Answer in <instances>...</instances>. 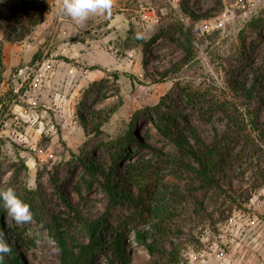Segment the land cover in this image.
Segmentation results:
<instances>
[{
    "label": "rangeland",
    "instance_id": "rangeland-1",
    "mask_svg": "<svg viewBox=\"0 0 264 264\" xmlns=\"http://www.w3.org/2000/svg\"><path fill=\"white\" fill-rule=\"evenodd\" d=\"M185 6L199 18L187 16ZM129 9L127 15L134 17L130 30L121 28L112 32L101 46L77 53L76 58L86 64L68 62V57L60 56L66 63L60 68L54 66V74L37 91H31L25 82L27 75L5 79L8 88L0 85L2 182H10L19 159H23L29 168L28 187L41 189L49 209L56 214L66 216L71 212L52 184V174L58 169L61 192L72 208L90 220L108 212L113 226L124 222L129 207L110 206V198L99 182L88 187L82 180L83 161L89 157L109 170L114 160L112 143L130 130L137 142L130 146L132 162L125 154L119 161L120 167L115 169L117 176L127 180V190L137 196L147 185L152 194L158 192V185L179 184V169L167 162L168 157L177 155L176 149L155 128L145 109L161 103L162 109L179 117L182 123L189 122L203 139L210 141L215 130H223L226 124L210 100L231 99L230 77L241 75L250 79L252 69L264 61V29L256 32L247 27L253 18L264 16V0H222V5L217 0H135ZM179 22L193 32L196 48L191 58L174 40L180 39L172 30ZM104 32L90 30L78 37L99 40ZM137 32L144 33L143 41L163 34L144 54L141 45L128 39H133ZM33 36L32 33L26 39L27 46L30 45L26 53L31 58L15 67L14 74L19 68L34 67L44 57L51 35L37 47ZM241 37L245 38L250 62L243 61L240 55ZM66 41L56 38L53 52ZM84 56L85 60L81 58ZM96 63L109 69L108 84L100 89L91 87L107 75L96 70L95 65H101ZM114 73L119 75L117 81L112 77ZM103 93H108V97L102 98ZM30 97H36V105L28 104ZM14 103L23 105L27 115L15 119ZM111 109L114 112L99 136L89 133L93 122L87 131L80 122V114L88 117L91 111L103 114ZM129 164L135 168L127 170ZM234 183L244 189L242 196L217 209L214 220L201 222L186 215L177 217L184 229L176 239L182 254L180 264H190L203 250L208 254L207 264H264V186L253 187L252 173L245 182ZM167 193L164 199L157 194L152 203L171 202L177 214L183 211L181 201H170V192ZM136 225L130 223L126 227L131 231ZM2 226L7 232L9 226L17 227L30 241L27 248L17 247L25 256V264H60L57 246L47 230L34 220L17 225L6 214ZM137 226L145 231L153 229L149 221ZM9 236L8 232L6 238L16 251L14 239ZM128 237L134 253L131 264H150L148 251L136 243L134 233L130 232ZM103 262L104 258L97 256L96 263Z\"/></svg>",
    "mask_w": 264,
    "mask_h": 264
},
{
    "label": "trees",
    "instance_id": "trees-1",
    "mask_svg": "<svg viewBox=\"0 0 264 264\" xmlns=\"http://www.w3.org/2000/svg\"><path fill=\"white\" fill-rule=\"evenodd\" d=\"M222 5V0H217ZM47 0H27L13 7L2 26L7 42L18 43L26 40L34 30L43 23L50 12ZM183 11L192 19H197L196 13L186 6ZM3 16L0 14V20ZM248 29L260 32L264 29V16L253 18ZM172 30L180 35L174 39L186 52L188 58L194 56L195 38L193 32L183 22L174 24ZM163 34L158 33L149 41L136 39V33L129 40H134L142 46L144 54ZM241 57L249 61V53L245 38L241 37ZM36 58V57H35ZM34 58V59H35ZM4 43L0 41V85L4 73ZM98 68V67H96ZM107 77L92 85V89H100L108 84L109 71L103 70ZM114 80L119 79L118 73L112 74ZM233 97L211 99L215 111L223 115L226 121L223 130H215L210 141L203 139L189 122L162 109L161 103L146 108L159 133L169 140L176 149L177 155L168 157L167 162L180 171V183L172 186L158 185L164 191L152 192L151 187H142L140 194L135 196L127 190V180L115 173L120 167V159L127 154L130 163L132 156L130 146L137 143L133 133L128 131L112 143L114 150L113 166L107 170L103 165L89 157L83 161L82 180L90 187L93 182H99L104 192L110 198V206L123 205L129 207V214L124 222L113 226L108 219V212L97 219H87L67 202L60 189L59 170L52 174L54 190L65 201L71 210L66 216L56 214L49 209L47 199L41 189H31L26 183L29 168L23 159L15 167L10 182L3 184V141L0 138V188L14 187L17 195L31 206L34 221L47 230L52 241L60 252V264H97V256H102V264H131L132 247L129 233L133 232L136 243L145 247L151 257L150 264H180L181 248L176 239L183 234V228L177 222V217L188 216L190 220L200 219L201 222L214 220L217 209L225 207L228 201H238L244 189L235 186V181L245 182L247 175H254L253 187L264 186V61L252 69L251 78L233 75L228 80ZM107 98L108 93H103ZM114 109L106 113L91 111L88 117L80 114V122L89 133L99 136L101 129L113 114ZM138 145H142L138 143ZM164 155L162 152L155 151ZM135 168L129 164L128 168ZM128 173V172H127ZM258 182V183H257ZM148 188V189H147ZM170 201H181L184 210L178 212L171 202L159 201L153 204L155 196L167 198ZM164 199V198H163ZM6 211L0 207V231L8 232L14 239V246L28 247L29 242L23 237L17 227L9 226L8 232L2 226ZM151 222L153 229L145 231L137 226L140 223ZM130 223L137 224L131 231L126 227ZM78 229H74V228ZM108 232V234L106 233ZM78 236L82 238L79 239ZM173 238H172V237ZM175 238V239H174ZM7 239V238H6ZM13 248L12 256L6 258V264H25V256L19 249Z\"/></svg>",
    "mask_w": 264,
    "mask_h": 264
},
{
    "label": "crops",
    "instance_id": "crops-1",
    "mask_svg": "<svg viewBox=\"0 0 264 264\" xmlns=\"http://www.w3.org/2000/svg\"><path fill=\"white\" fill-rule=\"evenodd\" d=\"M23 1L27 0H0V14L3 16V19L0 20V41L4 43V73H3V81L1 83L2 88H8L9 84H6V80L9 77L17 78L19 77L18 71L22 68H19L18 70H15L16 73L14 74V68L18 67L20 64L29 61L31 58L28 57L26 51H27V42L26 40L18 43H10L7 42L4 38V33L2 31V26L5 24V17H7L11 11V9L19 4H21ZM50 4L51 10L48 15H46V18L44 19L43 23H41L33 32V42L34 46L37 47L38 44L42 43L44 40H46V36L49 34L51 35V41H53V44L57 43V39L68 40L66 43L60 44L61 47L59 49L55 50L60 56H66L69 59L66 60L68 62H82V64H86L85 61L81 60L80 58H76L78 56V52L80 50L89 51L92 49L93 46H101L104 40H108L112 32H117L119 29H126L127 31L130 30L131 26L134 20V17L129 18L127 13L130 11L131 5L135 2V0H118L116 8L113 10V14L111 17H99L94 16L88 20L86 25L84 27H81L79 25H76L75 22H73L68 17H62L57 14L56 9V2L55 0H47ZM96 27L92 30V26ZM92 32H103L106 30V32L103 33L102 38L99 40L92 39L90 37H86L85 39H81L78 37V35L82 33H86L88 31ZM109 30H111L109 32ZM90 34V33H89ZM68 37V38H67ZM50 41V42H51ZM70 46V47H69ZM65 49V50H64ZM64 50V52H63ZM67 55H64L66 54ZM60 56L53 60V66L60 68L61 64L66 63L64 60H60ZM86 59V56L81 57ZM101 65H95L96 70L98 72H103V70H109L106 67H103L102 63H96ZM73 71L78 72V70L73 68ZM72 71V72H73ZM5 80V81H4ZM47 82L43 84V86L46 85ZM36 94V93H34ZM22 95V94H21ZM20 98L23 97V95ZM26 95V94H25ZM31 98V97H30ZM36 98V97H35ZM35 98H32L36 100ZM28 101V100H27ZM13 112L17 114L15 119H18L20 116L27 115V110L23 105H20L18 103H14L13 106Z\"/></svg>",
    "mask_w": 264,
    "mask_h": 264
},
{
    "label": "clouds",
    "instance_id": "clouds-1",
    "mask_svg": "<svg viewBox=\"0 0 264 264\" xmlns=\"http://www.w3.org/2000/svg\"><path fill=\"white\" fill-rule=\"evenodd\" d=\"M57 14L68 17L76 25L84 27L88 20L94 16L111 17L118 0H55ZM145 38L144 33L137 32L136 39ZM0 207L7 213L17 225L31 223L34 214L31 206L24 202L14 187L0 188ZM13 245L9 244L5 233L0 231V264H6V258L12 256Z\"/></svg>",
    "mask_w": 264,
    "mask_h": 264
},
{
    "label": "built area",
    "instance_id": "built-area-1",
    "mask_svg": "<svg viewBox=\"0 0 264 264\" xmlns=\"http://www.w3.org/2000/svg\"><path fill=\"white\" fill-rule=\"evenodd\" d=\"M52 49L53 41L50 42L41 61L37 62L32 68L24 67L18 71L19 76L25 77V75H27V79L25 80V82L27 81L26 83H29L31 91H37L38 89H40L46 82L47 78L54 74L53 60L58 58L60 54H58L57 52H53ZM28 93L29 91L27 90L25 94ZM27 102L30 105L37 104V101L32 98H28ZM207 258L208 254L203 250L195 256V260H193L190 264H207Z\"/></svg>",
    "mask_w": 264,
    "mask_h": 264
}]
</instances>
